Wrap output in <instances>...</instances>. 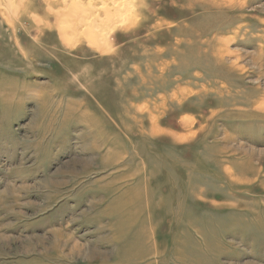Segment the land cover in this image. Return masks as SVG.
Returning a JSON list of instances; mask_svg holds the SVG:
<instances>
[{"label":"rangeland","instance_id":"1","mask_svg":"<svg viewBox=\"0 0 264 264\" xmlns=\"http://www.w3.org/2000/svg\"><path fill=\"white\" fill-rule=\"evenodd\" d=\"M205 1L0 0V264H264V0Z\"/></svg>","mask_w":264,"mask_h":264},{"label":"bare ground","instance_id":"2","mask_svg":"<svg viewBox=\"0 0 264 264\" xmlns=\"http://www.w3.org/2000/svg\"><path fill=\"white\" fill-rule=\"evenodd\" d=\"M7 1V0H6ZM200 1V0H199ZM201 1H203V0H201ZM15 2V1H14ZM73 2V1H72ZM74 3V2H73ZM193 3V2H192ZM12 4V3H11ZM79 4V3H78ZM78 4H70V8L71 9H69V11H71V13H69V14H71L72 16H74V13L79 9V6H77ZM205 4L207 5V6H210L211 4L209 3V0H206L205 1ZM65 9V8H64ZM95 10V9H94ZM207 10V9H206ZM101 11V10H100ZM207 11H210V10H207ZM74 12V13H73ZM105 14V13H104ZM76 15V14H75ZM103 15V14H102ZM68 17H66V18H68V19H70V18H72L71 16H69V15H67ZM116 16V13L114 12V9L113 10H107L106 11V14H105V17H106V20H112L114 17ZM74 18H76V17H74ZM74 18H73V21H72V19L68 22L67 21V24H68V27H74L76 24L78 25V23H77V20H75L74 21ZM101 19V18H100ZM86 22V21H85ZM93 23V22H92ZM73 24H74V26H73ZM79 24H81V25H83V22L81 23V22H79ZM88 26H92L90 23H88ZM94 26V25H93ZM67 29H69V28H67ZM94 39L96 38V39H99V38H97V34L95 33V35H94V37H93ZM93 38H92V40H93ZM101 38H102V35H101ZM95 39V40H96ZM95 40H94V42H95ZM92 42V41H91Z\"/></svg>","mask_w":264,"mask_h":264}]
</instances>
